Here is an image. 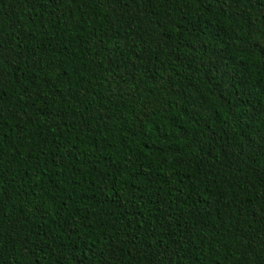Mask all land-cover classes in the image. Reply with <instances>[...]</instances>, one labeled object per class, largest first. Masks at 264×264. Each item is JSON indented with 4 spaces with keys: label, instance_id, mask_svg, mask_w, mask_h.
I'll use <instances>...</instances> for the list:
<instances>
[{
    "label": "trees",
    "instance_id": "trees-1",
    "mask_svg": "<svg viewBox=\"0 0 264 264\" xmlns=\"http://www.w3.org/2000/svg\"><path fill=\"white\" fill-rule=\"evenodd\" d=\"M0 264H264V0H0Z\"/></svg>",
    "mask_w": 264,
    "mask_h": 264
}]
</instances>
